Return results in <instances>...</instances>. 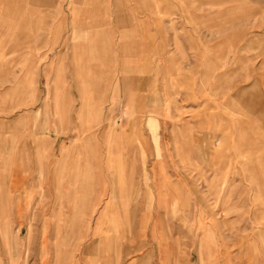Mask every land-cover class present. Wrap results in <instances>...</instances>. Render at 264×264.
I'll list each match as a JSON object with an SVG mask.
<instances>
[{"label":"rangeland","instance_id":"obj_1","mask_svg":"<svg viewBox=\"0 0 264 264\" xmlns=\"http://www.w3.org/2000/svg\"><path fill=\"white\" fill-rule=\"evenodd\" d=\"M0 264H264V0L0 2Z\"/></svg>","mask_w":264,"mask_h":264},{"label":"crops","instance_id":"obj_2","mask_svg":"<svg viewBox=\"0 0 264 264\" xmlns=\"http://www.w3.org/2000/svg\"><path fill=\"white\" fill-rule=\"evenodd\" d=\"M10 2V1H14V0H0V2ZM32 2H34V5L36 6V5H39V6H41V5H43V4H47V3H50V1L51 0H31ZM6 5V7H7V4H5ZM148 17V21L149 22H152V18H153V15L151 14V19H150V15L149 16H147ZM6 27H10V26H6ZM194 42L197 44V47H199L200 48V46H201V42H198V41H196V40H194ZM194 47H196V45L194 46ZM200 58V57H199ZM8 92H10V91H7L6 93H5V95L4 96H6L7 95V93ZM11 94H13V93H19V94H24L25 93V90H24V87L23 86H21V85H17L16 86V88L14 89V92L13 91H11L10 92ZM11 107V106H10ZM60 122H61V120H60ZM6 129H8V130H10V132H12V130H14V127H11V126H6ZM34 142H36V144H35V148H34V151H35V153L38 155V156H40V155H44L45 154V152L47 151V149H48V147H49V145H47L45 142H43V141H41V140H39L38 138H36V139H34ZM5 143V142H4ZM6 144V143H5ZM35 154V155H36ZM41 176V175H40ZM101 177H103L104 175H100ZM76 183V182H75ZM100 183H101V186H102V184L104 183V180H100ZM84 186L82 185V184H79V185H77V186H75L74 188H73V196H74V201H73V203H74V205L76 206V205H78V203H84V201H85V197H84V195H83V193H82V191L84 190V188H83ZM80 193V199L81 200H79L78 198H77V196H79V194H78V192ZM70 197H71V195H70ZM76 201V202H75ZM68 204L70 205L71 204V200L69 199L68 200ZM108 210V209H107ZM107 210H105V212H104V215L102 214V216H107V214H109L108 213V211ZM2 214V216L3 217H5V215H4V213L2 212L1 213ZM4 227H6L5 229H7L8 231H10L9 230V228H10V226H9V223L7 222L6 224H4ZM116 235L117 234H114V236H113V238L117 241V238H116ZM9 236H10V232H9V235L7 234L6 236H3L4 237V241L6 242V240H8L9 241ZM116 246H118V243H117V245ZM115 249L113 250V249H111L112 250V252H116V247H114ZM118 251V250H117ZM146 252H153V251H151V250H147Z\"/></svg>","mask_w":264,"mask_h":264},{"label":"bare ground","instance_id":"obj_3","mask_svg":"<svg viewBox=\"0 0 264 264\" xmlns=\"http://www.w3.org/2000/svg\"><path fill=\"white\" fill-rule=\"evenodd\" d=\"M6 227L3 226V230H5ZM5 242V241H4ZM8 242V240H6V243ZM10 242V241H9Z\"/></svg>","mask_w":264,"mask_h":264}]
</instances>
